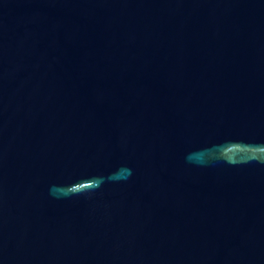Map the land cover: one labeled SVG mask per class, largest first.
<instances>
[{
	"label": "water",
	"instance_id": "95a60500",
	"mask_svg": "<svg viewBox=\"0 0 264 264\" xmlns=\"http://www.w3.org/2000/svg\"><path fill=\"white\" fill-rule=\"evenodd\" d=\"M0 264H264V0H0Z\"/></svg>",
	"mask_w": 264,
	"mask_h": 264
}]
</instances>
